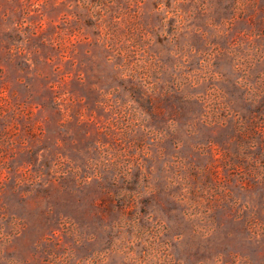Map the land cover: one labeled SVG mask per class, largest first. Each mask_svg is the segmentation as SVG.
I'll return each mask as SVG.
<instances>
[{"label":"rangeland","instance_id":"rangeland-1","mask_svg":"<svg viewBox=\"0 0 264 264\" xmlns=\"http://www.w3.org/2000/svg\"><path fill=\"white\" fill-rule=\"evenodd\" d=\"M0 264H264V0H0Z\"/></svg>","mask_w":264,"mask_h":264}]
</instances>
